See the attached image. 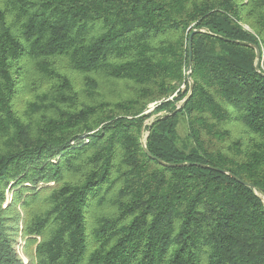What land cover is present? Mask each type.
<instances>
[{
    "label": "trees",
    "instance_id": "1",
    "mask_svg": "<svg viewBox=\"0 0 264 264\" xmlns=\"http://www.w3.org/2000/svg\"><path fill=\"white\" fill-rule=\"evenodd\" d=\"M242 182L264 195V0H0V264H264Z\"/></svg>",
    "mask_w": 264,
    "mask_h": 264
},
{
    "label": "water",
    "instance_id": "2",
    "mask_svg": "<svg viewBox=\"0 0 264 264\" xmlns=\"http://www.w3.org/2000/svg\"><path fill=\"white\" fill-rule=\"evenodd\" d=\"M198 30H194L188 37V42H187V46H188V53H189V63H188V66H187V69H186V79L188 81V84H189V91H188V94L187 96L180 102V104L172 111V112H166V113H162V114H159L157 118H155L154 120H151L149 123H148V126H151L155 121H159L163 118H166V117H169L173 114H175L180 108L183 107V105L186 103L187 99L190 97L191 93H192V90H193V81L191 79V76H190V73H191V46H192V35L194 32H197ZM232 42H236V43H240V44H245V45H250L246 42H242V41H234V40H231ZM252 47L254 48L255 50V53H256V59L259 60L260 58V50L255 46V45H252ZM150 111V110H149ZM147 111V112H149ZM141 144H142V148L144 150V152L150 157V158H153V159H156L154 156H152L150 154V152L147 150L146 148V144L143 140H141ZM160 164L164 165V166H182V165H192L191 163H183V164H171V163H165L159 159H156ZM198 166H201V167H208L206 165H202V164H196ZM211 168V167H209ZM218 171H222V170H218ZM223 172V171H222ZM228 175L234 177L232 174H229ZM236 180H238L239 182H241L239 179H237L236 177H234ZM244 185L252 188L255 193L260 196V197H263L264 198V195L262 194V192L256 190L251 184L249 183H246V182H242Z\"/></svg>",
    "mask_w": 264,
    "mask_h": 264
},
{
    "label": "rangeland",
    "instance_id": "3",
    "mask_svg": "<svg viewBox=\"0 0 264 264\" xmlns=\"http://www.w3.org/2000/svg\"><path fill=\"white\" fill-rule=\"evenodd\" d=\"M162 114V113H161ZM155 116L151 117V119H149L148 121H146V123H148L150 120H152V118H154ZM5 195H6V198L7 200L9 201L10 200V197H11V191L10 190H7L5 192ZM21 242V241H20ZM22 244V243H21Z\"/></svg>",
    "mask_w": 264,
    "mask_h": 264
}]
</instances>
